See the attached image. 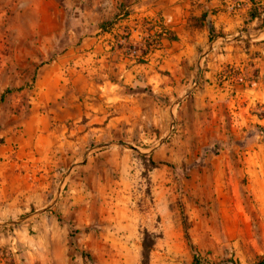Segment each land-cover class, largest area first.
I'll return each instance as SVG.
<instances>
[{
	"label": "rangeland",
	"instance_id": "obj_1",
	"mask_svg": "<svg viewBox=\"0 0 264 264\" xmlns=\"http://www.w3.org/2000/svg\"><path fill=\"white\" fill-rule=\"evenodd\" d=\"M165 2L0 0V147L13 156L29 121L55 105L38 100L37 69L103 29L115 53L106 61L160 63L141 87L150 114L97 103L83 149L21 174L1 168L0 153V264H141L145 232L150 264L264 263V6L245 0L246 19L222 31L214 16L240 11L223 4L165 21ZM195 42L200 70L176 55Z\"/></svg>",
	"mask_w": 264,
	"mask_h": 264
},
{
	"label": "crops",
	"instance_id": "obj_2",
	"mask_svg": "<svg viewBox=\"0 0 264 264\" xmlns=\"http://www.w3.org/2000/svg\"><path fill=\"white\" fill-rule=\"evenodd\" d=\"M235 1L243 0H171L170 3H161L159 8L157 7L156 15L165 21H173L177 20L179 15L186 16L193 11L195 15H202L207 13L208 8H222L223 4ZM261 5L264 6V0H261ZM239 13L229 17L223 11H219L214 16L216 20L213 26L222 31L239 26L247 17L245 11ZM169 30L173 31L174 28L169 27ZM191 33L195 38H198V35L200 39L207 38L206 32ZM109 34L110 32L101 30L97 38L91 39L93 42L80 49L83 53L80 54L77 50L78 53L73 52L71 57H62L58 61L37 69L35 85L38 88V100L44 104L55 105L50 114H44L39 119L33 117L34 119L29 121L22 143L20 142L22 146L15 156L12 155L9 145L0 147L2 157L7 159L2 163L1 168H14L15 171L20 172L19 168L46 167L56 161L58 152L83 149L84 141L92 135L88 127H94L97 123L91 124L89 121L99 118L94 113L99 111L97 103H103L101 107L104 109L105 103L112 102L116 109L127 108L130 116L136 113L147 115L152 112V108L147 110V105L151 107V101L147 98L145 89L141 87L147 85L146 81L151 82L152 70H156L155 66L160 63L157 62L154 66L137 65L134 61H122L123 56L118 61H106L105 59L111 55L115 56V53L109 52L110 41H105ZM173 35L175 40H167L170 44L179 41L178 34ZM196 44L198 43H188L187 47L181 49L176 55H179V59L181 56H186L183 58L184 64L188 59L189 61L186 62L188 66L197 67L200 70L204 63L196 62L199 53ZM188 45L192 47L188 48ZM201 45H205V41ZM202 53L204 54L205 51ZM214 53L210 50L208 59H205L210 68L218 65L216 62H211V56ZM187 56L191 57L187 58ZM179 63L175 62L173 70L179 67ZM138 74L145 77L143 83L138 81ZM168 88L160 87L159 89L163 92ZM10 188L11 191H17V193L19 191L18 186L13 187L11 184ZM19 192V195L24 198H40L38 191L29 193L28 190L23 189Z\"/></svg>",
	"mask_w": 264,
	"mask_h": 264
},
{
	"label": "trees",
	"instance_id": "obj_3",
	"mask_svg": "<svg viewBox=\"0 0 264 264\" xmlns=\"http://www.w3.org/2000/svg\"><path fill=\"white\" fill-rule=\"evenodd\" d=\"M257 16V13L255 11L251 12V19H254ZM103 31H105L103 29ZM171 40H175L174 37H170ZM156 167V166H154ZM187 237L189 238L188 234H186ZM155 245V238L152 237L151 234H149L148 232L144 233V237L142 240V262L141 264H150V254L153 250V247ZM264 264V263H262Z\"/></svg>",
	"mask_w": 264,
	"mask_h": 264
},
{
	"label": "built area",
	"instance_id": "obj_4",
	"mask_svg": "<svg viewBox=\"0 0 264 264\" xmlns=\"http://www.w3.org/2000/svg\"><path fill=\"white\" fill-rule=\"evenodd\" d=\"M244 1H235L232 3L226 4V8L229 12H238L244 9Z\"/></svg>",
	"mask_w": 264,
	"mask_h": 264
}]
</instances>
